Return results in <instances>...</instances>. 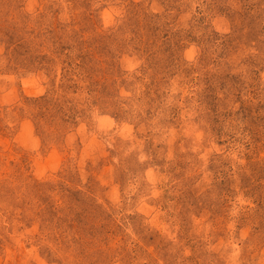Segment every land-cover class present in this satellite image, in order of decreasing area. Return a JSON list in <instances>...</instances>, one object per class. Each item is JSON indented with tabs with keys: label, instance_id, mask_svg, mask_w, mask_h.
Returning <instances> with one entry per match:
<instances>
[{
	"label": "rangeland",
	"instance_id": "obj_1",
	"mask_svg": "<svg viewBox=\"0 0 264 264\" xmlns=\"http://www.w3.org/2000/svg\"><path fill=\"white\" fill-rule=\"evenodd\" d=\"M0 264H264V0H0Z\"/></svg>",
	"mask_w": 264,
	"mask_h": 264
}]
</instances>
